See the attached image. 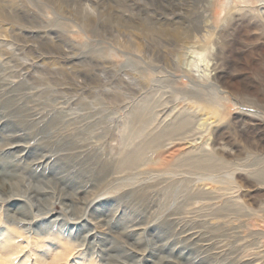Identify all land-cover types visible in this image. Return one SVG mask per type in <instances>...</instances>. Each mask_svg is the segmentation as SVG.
Returning <instances> with one entry per match:
<instances>
[{"label":"rangeland","instance_id":"rangeland-1","mask_svg":"<svg viewBox=\"0 0 264 264\" xmlns=\"http://www.w3.org/2000/svg\"><path fill=\"white\" fill-rule=\"evenodd\" d=\"M244 5L0 0V264H264V36ZM213 28L232 94L167 31Z\"/></svg>","mask_w":264,"mask_h":264},{"label":"bare ground","instance_id":"bare-ground-1","mask_svg":"<svg viewBox=\"0 0 264 264\" xmlns=\"http://www.w3.org/2000/svg\"><path fill=\"white\" fill-rule=\"evenodd\" d=\"M238 1L241 4H247V5H244V7H242V8L240 6V8H238V12L242 13V14H245L246 16H244V17L247 18L248 23L249 24L252 23V24H250L251 26H255V27L258 26L261 29L262 35L264 36V0H238ZM258 2L262 3V6H258V7H254L253 8L252 5L257 4ZM229 4H228V10H230V9L232 10L231 7L229 8V6H230ZM224 17H226V16H224ZM226 19H227V21H229V19L231 20L232 17L231 18H226ZM243 20H246V19H243ZM220 30H221L220 28L219 29L217 28V29H214V31H205L204 35H199L198 32H197V33L191 34V35L183 34V35H180V37L176 36V35H178V32L176 30L168 29L167 31H168V33H170L174 37L176 45L177 44L180 45V50H182L180 55H179L181 61L185 60V57L187 56L189 51H190V54H194V53L195 54H199L198 51H196V49L199 50V49H202V48L206 47L209 50L210 54H211V59H212L211 72H213V73H211V76H209V81H208L209 84L202 85V86L205 87V89H207L209 87L210 89L213 88L214 90L218 89V92H223V93L226 92V93H231L232 94V91L234 89L232 88L233 86L229 85V81L226 80V75L224 73L222 74L220 71H217V67L221 66L222 63H223V60H224V58H222L223 57V47L226 46V44L228 43L224 39L225 36L222 33H220ZM231 31H233L232 28H231ZM174 47H175V45H174ZM168 61H169L170 64L174 65L173 61H171V60H168ZM181 61H180V65H181ZM184 68H185L184 72L186 71V73L189 74L190 71H191V73H192V68L191 69H189V68L187 69V67H184ZM214 90L212 92H214ZM202 91H203V89H202ZM210 96H209V98H210ZM215 97H216V95H215ZM213 98H210V99H213ZM199 100L206 101L205 97L199 98ZM209 106L210 105H202L201 109L202 110L210 109V108H208ZM212 109H213V107H212ZM210 112L212 113V111H210ZM240 114H241V116H248L247 113H244V112H241ZM249 117H251V116H249ZM250 121L253 124V126L256 127V129L258 130L259 135L261 137L263 136V138H264V122L259 117H253V118L250 119ZM7 233L12 235V237H11V239L7 240L8 243H9V246H7V248H5V250H9L8 253H12V252H14L13 250L16 249V247H18L20 244L16 245V243H11L12 240L15 238L14 237L15 234L12 233V232H9V231ZM58 248H60V249H59V251H57L54 254V260L57 257L61 258L62 257L61 254L63 252H65V249L63 247H61V246L59 247L58 246ZM60 252H62V253L60 254ZM31 254L33 255L34 252H31L29 250V252L27 253V257L28 258L31 257L30 256ZM67 255H68V252L64 255V257L67 256ZM63 260H64V258H63ZM33 261H34V264H41L43 262V260H40L38 256H35ZM49 263L51 264L52 262H49ZM52 264H54V263H52Z\"/></svg>","mask_w":264,"mask_h":264}]
</instances>
